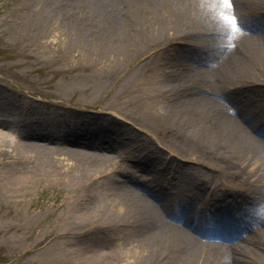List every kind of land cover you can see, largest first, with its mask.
I'll return each instance as SVG.
<instances>
[{
  "label": "bare ground",
  "instance_id": "1",
  "mask_svg": "<svg viewBox=\"0 0 264 264\" xmlns=\"http://www.w3.org/2000/svg\"><path fill=\"white\" fill-rule=\"evenodd\" d=\"M40 5L61 22L76 27L79 34L89 35L85 39L89 48L101 51L103 46L108 47V56L118 59H125L134 47L154 38L162 37L165 48L177 39L192 42L196 38V46L187 53L189 63L182 62L186 58L181 53L174 56L177 51L163 66L170 76L186 75L180 81L158 88L163 94L173 93V100L164 106L162 114L178 127L175 135L178 139L166 145L167 149L180 155L196 144L203 149L196 156L210 168L201 166L200 170H210V174L207 170L204 173L211 180L208 190L213 192L212 200L221 198L229 204L228 196L219 192L225 185L232 189L247 187L259 196L251 200V209L243 211L239 221L232 220V210L217 208L215 235L205 230L203 222L195 225L196 235L189 230L192 226L188 212L191 209L196 217L202 210L197 203L201 197L197 182L191 185L192 181H185L193 186L187 201L182 199L184 193L173 190L180 186L178 182L166 184L164 188L168 191L160 192L163 195L150 193L153 199L150 200L105 169L108 163H114L108 151L124 157L130 150L109 144L105 129L98 132L91 128L83 133L89 138L80 136L76 129L82 126L86 130L83 125L87 119L83 116L61 119L56 114L38 119L30 115L33 103L0 90V158L8 164L0 169V198L22 202L43 184L59 185L69 192L72 201L59 216L72 226L57 227L56 235L47 239L46 250L57 246L55 242L59 238H66L69 228H128L136 236L129 253L134 251V261L145 264H264V215L259 209V199L264 198V126L260 120L254 121L258 112H264V0H228L227 3L224 0H38L35 11ZM35 25L38 28L44 23ZM46 42L41 41L44 45ZM185 90H189L187 95ZM226 98L232 108L223 103ZM247 103L252 108L247 109ZM25 107L27 112L23 110ZM259 122L261 126H257ZM127 134L121 131L118 136L131 148L135 140ZM134 134L136 141H151L152 146L145 145L140 150L144 161H132L140 168L144 162L149 163L145 164V171L153 174L152 183H158L160 179L154 174L161 168L153 159L148 160L153 158L149 153L156 152L153 147L156 140L146 133ZM92 138L107 142L102 144ZM224 173L237 175L247 186L242 183L237 186L238 182L232 183ZM104 175L107 180L100 179ZM93 186L102 191L99 204L89 210H78L77 205ZM210 196H206L205 204ZM172 207L183 213L176 218L177 224ZM240 221L245 224L243 232L247 231L246 225L252 227L245 235L234 239L231 231L224 233L226 228L235 230L234 223ZM238 239L241 241L236 242ZM62 243L60 250L65 259L74 262L96 263L113 255L85 254V246H71L65 240Z\"/></svg>",
  "mask_w": 264,
  "mask_h": 264
},
{
  "label": "rangeland",
  "instance_id": "2",
  "mask_svg": "<svg viewBox=\"0 0 264 264\" xmlns=\"http://www.w3.org/2000/svg\"><path fill=\"white\" fill-rule=\"evenodd\" d=\"M37 3L38 0H0L1 92L33 103L35 106L30 108V115L38 119L52 118L56 114L61 119L83 116L87 119L86 125H83L86 130L79 126L76 132L81 134L80 136L89 138L90 136L83 133L91 128H96L95 131L98 132L102 128L105 129L109 144L112 143L120 150L130 149L124 157H116L112 151H108L115 164L108 163L105 169L115 173L117 178L126 181L135 191L150 200H153L150 193L164 194V190L168 191L164 188L166 184L178 182L180 186L177 185L173 190L176 193H184L182 199L187 201L188 195L193 193V186H188L185 181H192L191 185L197 182L201 188L198 194L201 197L197 203L202 210L196 217L191 213V209L188 212L192 226L189 230L194 234L197 233L193 230L195 225L202 223L203 220H210L217 206L232 210V220L242 219L243 211L251 209L250 206L253 205L251 200L258 194L251 193L247 187L232 189L230 185H225L219 192H224L228 196L229 204L222 203L221 199L212 200L213 192L210 193L208 190L211 180L204 173L210 168L200 163L196 156L203 149L194 144L195 148L187 150V153L182 152V156L175 151L169 152L166 146L177 142L178 137L175 135L178 127L162 114L164 106L173 100L171 96L173 93L163 94L158 88L180 81L181 77L186 75L182 73L180 77L170 76L169 70L163 66L177 51L174 56L177 57L181 53L186 58V61L182 62L189 63L187 53L193 51L197 44L196 38L192 42L177 39L167 48L161 43L162 37L154 38L147 44L134 47L125 59H118L108 56V47L103 46L101 51L89 48L85 41L89 35L84 32L79 34L76 27L72 28V25L61 22L44 6L40 5L39 10L35 11L34 5ZM40 22L44 25L35 28V24ZM27 24L29 27H26ZM188 38L193 40L194 37L189 35ZM42 40H47V45L42 44ZM183 66L186 68L187 65ZM259 86L263 85L260 83ZM188 93L189 90L184 91V94ZM223 103L232 108L229 98L224 99ZM250 107L252 108V104L247 103L246 108L250 109ZM18 108L19 106L17 110ZM23 110L27 112L26 107ZM5 118L9 119L8 121L12 120L10 116ZM256 118L254 121L260 120L264 126V112H258ZM121 131L129 133L127 135L135 140L131 148L119 137L120 135L118 136ZM134 132L146 133L156 140L153 143L156 152H150L149 157L153 158L148 160L153 159L157 162L156 166L161 168L154 174V177L160 179L158 183L157 181L152 183L153 174L145 171V164L149 163L144 162L141 169L132 161V159L144 161L139 154L140 150L144 149L145 145L152 146L151 141L147 143L138 139L136 141ZM13 138H16V135ZM100 138H92V140L106 144L107 140ZM0 159L1 169L8 164L3 157ZM201 166L207 169L201 171ZM207 171L210 174V170ZM253 174L257 176L259 173ZM224 175L229 180L232 179V183L238 182L237 186L241 183L247 186L237 175L231 176L229 173ZM221 178L224 180L225 176ZM100 179L107 180V177L104 175ZM91 188H93L91 191L95 190L88 191V196L77 205L78 210H89L99 204L98 199L102 196V191L94 186ZM210 194L205 204L204 200ZM263 200L264 198L259 199L262 215H264ZM71 201L69 192L62 186L46 184L34 188L29 199L22 202L0 198V264H89L65 259V255L60 250L63 240L70 242L71 246H85L87 248L85 254H92L91 252L113 254L106 260L90 264H145L143 261H134L135 255L132 256L134 251L129 253L136 236L132 231L129 232L128 228L108 230L90 229L87 226L69 228L66 238H59L57 243L55 242L57 246L46 250L47 239L56 235L57 227L72 226L59 216L66 211ZM210 204L211 210H206V206ZM168 207H170L169 203ZM172 211L175 219L183 215L182 211L173 207ZM55 220H58L56 225H54ZM175 222L177 224V219ZM244 225L241 221L234 223L235 230L233 227L230 230L235 236L245 235L252 227L246 225L247 231L243 232ZM208 238L205 237L206 240ZM240 241L238 239L236 242ZM126 253H129L126 256L128 258L124 257Z\"/></svg>",
  "mask_w": 264,
  "mask_h": 264
},
{
  "label": "snow or ice",
  "instance_id": "3",
  "mask_svg": "<svg viewBox=\"0 0 264 264\" xmlns=\"http://www.w3.org/2000/svg\"><path fill=\"white\" fill-rule=\"evenodd\" d=\"M224 2H225V3H227V2H228V0H224Z\"/></svg>",
  "mask_w": 264,
  "mask_h": 264
}]
</instances>
